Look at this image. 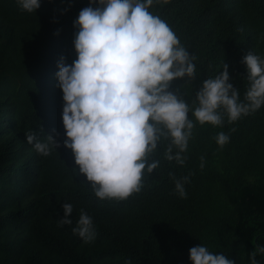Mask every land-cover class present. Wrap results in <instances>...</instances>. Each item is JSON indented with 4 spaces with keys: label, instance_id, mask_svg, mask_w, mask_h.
Segmentation results:
<instances>
[{
    "label": "trees",
    "instance_id": "1",
    "mask_svg": "<svg viewBox=\"0 0 264 264\" xmlns=\"http://www.w3.org/2000/svg\"><path fill=\"white\" fill-rule=\"evenodd\" d=\"M88 6L40 0L28 13L17 0H0V264H192L189 250L199 245L250 264L249 254L264 246V105L235 122L220 108L218 126L199 124L192 110L203 81L223 64L246 102L241 61L250 51L264 59V0H153L149 12L195 57L194 78L175 79L168 89L190 106L194 128L183 164L165 158L170 139L161 138L149 157L159 166L125 200L97 198L63 146L57 64L76 59L73 22ZM29 132L60 146L42 155L26 142ZM221 132L229 136L223 147L215 140ZM184 177L181 198L175 181ZM64 203L72 205V223L60 226ZM81 210L93 221L88 243L72 231ZM255 259L264 264V255Z\"/></svg>",
    "mask_w": 264,
    "mask_h": 264
},
{
    "label": "clouds",
    "instance_id": "2",
    "mask_svg": "<svg viewBox=\"0 0 264 264\" xmlns=\"http://www.w3.org/2000/svg\"><path fill=\"white\" fill-rule=\"evenodd\" d=\"M93 3L98 6L93 8ZM17 4L32 13L40 0H17ZM152 4L153 0H89L73 22L79 29L72 41L77 57L71 64L61 57L57 64V86L64 101L63 146L71 149L79 173L100 200H125L141 190L145 172L150 174L159 166L149 157L161 138L170 139L165 158L183 164L180 153L193 134L190 106L168 89L175 79L194 78L195 57L164 20L149 12ZM241 62L250 82L246 102L240 101L238 89L229 83L228 66L223 64L221 73L204 80L196 93L198 106L192 116L199 124L221 125L220 108L229 122H235L264 105V59L250 51ZM25 138L45 156L60 146L50 135L48 143L38 141L34 132ZM215 140L223 147L229 136L221 132ZM173 147L178 149L175 155ZM187 180L175 181L181 198H186L183 183ZM62 209L59 225L71 224L72 205L64 203ZM72 231L85 243L91 242L92 218L81 210ZM257 255H264V246L256 245L249 254L250 264H257ZM189 259L192 264H235L203 245L192 247Z\"/></svg>",
    "mask_w": 264,
    "mask_h": 264
}]
</instances>
